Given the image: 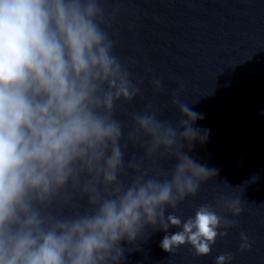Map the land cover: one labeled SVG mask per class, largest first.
Returning a JSON list of instances; mask_svg holds the SVG:
<instances>
[{
  "label": "clouds",
  "instance_id": "clouds-1",
  "mask_svg": "<svg viewBox=\"0 0 264 264\" xmlns=\"http://www.w3.org/2000/svg\"><path fill=\"white\" fill-rule=\"evenodd\" d=\"M109 27L102 0H0V264H123L156 231L163 251L188 245L206 257L237 226L226 214L246 201L226 181L213 204L176 214L216 182L219 170L188 154L209 130L178 91L172 118L153 101L130 123L117 118L143 80L116 55ZM151 86L164 91L157 77Z\"/></svg>",
  "mask_w": 264,
  "mask_h": 264
}]
</instances>
